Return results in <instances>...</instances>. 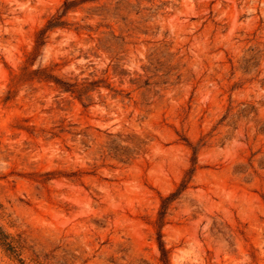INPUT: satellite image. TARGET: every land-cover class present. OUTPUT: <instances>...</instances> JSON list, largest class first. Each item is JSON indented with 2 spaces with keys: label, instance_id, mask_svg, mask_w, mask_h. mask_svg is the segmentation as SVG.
I'll use <instances>...</instances> for the list:
<instances>
[{
  "label": "rangeland",
  "instance_id": "1",
  "mask_svg": "<svg viewBox=\"0 0 264 264\" xmlns=\"http://www.w3.org/2000/svg\"><path fill=\"white\" fill-rule=\"evenodd\" d=\"M0 226V264H264V0H0Z\"/></svg>",
  "mask_w": 264,
  "mask_h": 264
},
{
  "label": "trees",
  "instance_id": "2",
  "mask_svg": "<svg viewBox=\"0 0 264 264\" xmlns=\"http://www.w3.org/2000/svg\"><path fill=\"white\" fill-rule=\"evenodd\" d=\"M64 90H73L72 87H69L70 85H61ZM156 243L159 250V261L161 264H167L168 263V250L165 248L164 241L162 239V233L160 231H157L156 233ZM0 242L3 244V246L9 250L13 251V246L11 245L10 241L8 240V234L2 229L0 226Z\"/></svg>",
  "mask_w": 264,
  "mask_h": 264
}]
</instances>
